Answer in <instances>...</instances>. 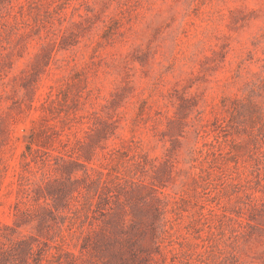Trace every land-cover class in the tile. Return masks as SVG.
<instances>
[{"label":"rangeland","instance_id":"1","mask_svg":"<svg viewBox=\"0 0 264 264\" xmlns=\"http://www.w3.org/2000/svg\"><path fill=\"white\" fill-rule=\"evenodd\" d=\"M0 264H264V0H0Z\"/></svg>","mask_w":264,"mask_h":264}]
</instances>
